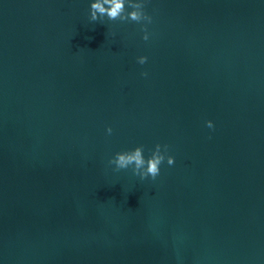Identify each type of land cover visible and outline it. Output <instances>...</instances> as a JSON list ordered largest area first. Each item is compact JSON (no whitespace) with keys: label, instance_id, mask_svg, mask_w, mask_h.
Wrapping results in <instances>:
<instances>
[{"label":"water","instance_id":"water-1","mask_svg":"<svg viewBox=\"0 0 264 264\" xmlns=\"http://www.w3.org/2000/svg\"><path fill=\"white\" fill-rule=\"evenodd\" d=\"M93 2L0 0V264H264V0Z\"/></svg>","mask_w":264,"mask_h":264},{"label":"clouds","instance_id":"clouds-1","mask_svg":"<svg viewBox=\"0 0 264 264\" xmlns=\"http://www.w3.org/2000/svg\"><path fill=\"white\" fill-rule=\"evenodd\" d=\"M146 0H94L90 6V20H102L105 16L112 21H135L137 23L146 21L148 24L152 23V16L145 12ZM131 8L132 11L128 12L127 9ZM144 40L149 39L147 25L144 26ZM147 57L142 56L138 58L140 64L147 62ZM147 76V73H143ZM207 127L214 128L211 120L207 121ZM113 129H107L108 134H111ZM163 148V151H162ZM168 151L167 145L157 144L152 155L147 159L144 156V146H138L135 149L118 152L115 156L108 161L110 165H115L116 171L133 168L135 175H138L142 180L147 179L149 176L155 180L161 171V164L167 159L168 165L175 163V157L166 156Z\"/></svg>","mask_w":264,"mask_h":264}]
</instances>
